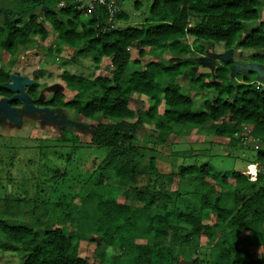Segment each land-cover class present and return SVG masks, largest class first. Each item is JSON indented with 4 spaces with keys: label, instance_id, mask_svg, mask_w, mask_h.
<instances>
[{
    "label": "trees",
    "instance_id": "1",
    "mask_svg": "<svg viewBox=\"0 0 264 264\" xmlns=\"http://www.w3.org/2000/svg\"><path fill=\"white\" fill-rule=\"evenodd\" d=\"M62 1L18 0L19 8L15 3L7 12L10 19L0 24V49L13 55L35 37L45 40L48 22L57 43L49 51L67 47L70 59L90 56L96 67L108 59L107 74L63 69L62 88L47 100L37 97L40 83L30 86L34 104L71 110L94 129L86 144L61 132L65 152L58 156L65 167L48 170L44 197L0 196V237L13 243L7 248L23 252L20 264H202L201 247L209 250L206 264H264V21L245 26L259 18L264 0H151L141 22L123 28L107 23L106 6L96 7L85 21L84 8L71 1L60 6ZM140 5L134 1L136 9ZM204 42L246 51L257 66L241 73L229 58L213 61L211 72L192 69L199 64L194 53L205 52ZM148 54L152 58L144 59ZM163 54L175 58L167 61ZM186 73L184 86L179 78ZM10 78L0 62V97H13ZM134 95L148 107L136 113L129 105ZM142 128L146 146L139 148ZM193 129L226 138L235 149L250 150L251 141L257 147L243 169L233 162L215 170L211 161L217 153L179 141ZM149 144L167 147L168 172L158 168L163 154ZM81 155L85 160L78 165ZM252 163L259 167L255 179L243 172ZM13 164V156L0 158V179L4 171L12 182ZM142 174L147 183L137 189L132 183ZM107 175L117 183L110 184ZM173 177L177 182L170 189ZM191 177L197 203L183 205L180 187ZM127 187L138 204L118 199ZM49 188L59 193L50 197ZM6 246L0 243L1 249Z\"/></svg>",
    "mask_w": 264,
    "mask_h": 264
},
{
    "label": "rangeland",
    "instance_id": "2",
    "mask_svg": "<svg viewBox=\"0 0 264 264\" xmlns=\"http://www.w3.org/2000/svg\"><path fill=\"white\" fill-rule=\"evenodd\" d=\"M115 1L118 4L117 9L113 15L107 14L106 21L109 22L111 19H114V23H112L113 26L123 28L138 25L142 18L145 17L151 0H138L141 5L137 9L134 6L135 0H110L109 3L112 4ZM15 3V8L18 9V0H0V24L10 19L8 18L9 13L7 12L14 7ZM84 3H87V0H84ZM79 7L80 6L77 8ZM100 8L103 7L98 6L96 9ZM110 10L111 8H109V11ZM120 13H124L126 18H118ZM87 18H89V14L86 11L82 19L86 21ZM259 20L264 21V6L259 8L258 19L245 22L246 28L250 29L255 26ZM44 24L48 31V36L45 40H39V38L35 37L33 44L20 46L13 55L7 54L0 49V62L6 69L10 70L11 78L8 86L15 91L12 98L0 97V158H3L6 162L9 156L14 157V164L10 169L12 182L8 183V180L4 176V171L1 172L0 196L4 193L8 194L9 192V195L25 198H32L34 195L38 198L44 197L41 195L45 192L42 188L44 184L42 180L48 177L50 173L48 170H60L65 167V162L58 156V153L65 152V148L59 146L61 132L68 131L77 135L80 144H86L91 141L92 138L94 129V124H92V122L75 116L73 112L68 109L38 106L32 102V96L28 93V90L34 81L40 83L41 86L37 91V97L38 99L47 100L51 97L54 90L62 88L63 81L60 79V73L63 69L86 76L93 73H102L106 75L107 72L104 69V65L108 63L109 60L104 59L102 64L96 67L92 64L90 56L76 57L75 60L70 59L72 50H69L67 47H65L61 53L49 51L48 47L55 49L57 45L56 36L51 30L50 24L48 22ZM204 45H207L206 42H204ZM131 54L133 58L137 57V49L131 48ZM247 54L246 51L240 53L239 49L229 50L219 44L212 46L207 45L204 53H194L193 59L198 60L199 64L192 69L211 72L214 69L213 61L222 62L230 58L234 61V66L237 67V70L243 73L248 68H255L257 66L256 63L249 59ZM149 58H152V56L148 54L144 59ZM174 58L175 57H171L170 55H162V59L167 61H173ZM8 59L10 61L13 60V62L10 64V62H7ZM179 79L182 85H188L187 73L183 74ZM194 93V91H191V94ZM70 95L71 93L67 91L65 99H68ZM141 98L140 96L137 97V95H134L129 103L130 107L133 108L136 113L148 107V102L145 99L141 100ZM11 99H16L19 103L16 105L11 104ZM207 131V129H193L189 134L179 138V141L181 140L184 143L182 145H185L187 148L189 147L188 143L192 142L193 145L197 147L210 148L211 154L217 153L219 157L214 156L211 161V166L215 170L227 168L233 162H237L236 164L239 162L238 168L243 169L245 167L243 164L245 160L254 153L253 148L255 145L253 141H249L251 138L248 139L246 137L247 141L250 142L248 145L250 150H246L245 147L235 149L227 145L226 138L212 136ZM143 133L144 129L142 128L139 131L141 139L137 142L139 148H144L146 146V143L143 141V138H145ZM170 140L172 139H167V143ZM149 145L151 148L163 154V157L157 158L158 168L163 172H168L170 170V161L166 157L169 154L167 147L165 145H156V147L152 144ZM260 146H263L262 143H259V147ZM203 149L204 155H208L206 148ZM83 160H85V157L81 155L76 158L75 163L79 165ZM87 164H89V161ZM247 166L243 172L247 170ZM251 172L254 173L253 169ZM107 178L110 184L117 183L111 175H107ZM173 178L171 186L169 187L170 189L176 186L177 178ZM193 179L192 177L185 179L180 187V190L185 196L184 198H179L182 199L181 202H183V205H195L197 203V200H195L196 196L194 197V195H192L193 189L195 186L197 187ZM146 183V174H142L139 175L132 184L133 186L135 185L137 189H140L144 187ZM119 186L120 189L125 188L122 185ZM5 187H7V192H5ZM37 188H39L40 191H38ZM126 189L128 193L123 194L121 192L120 194H122V196H119L118 199L120 201L124 199L128 203L138 204L132 196V188L127 187ZM58 193L59 191L51 192L50 190L47 195L54 197ZM75 201L78 202L79 198L76 197ZM56 225L62 227L64 230L69 228L67 225ZM0 243L7 245L6 248H0V264H20L23 258V252L19 249L7 248L8 245H12L13 243L3 237H0ZM84 249L85 241H81L79 244L81 255L84 253ZM255 250L258 252L259 247L256 246ZM208 252L209 250H207L206 247H201L199 249L202 264H206L205 260L209 259ZM257 252L256 254H258ZM111 253V250L108 251L107 257ZM183 263L187 264L185 262Z\"/></svg>",
    "mask_w": 264,
    "mask_h": 264
},
{
    "label": "built area",
    "instance_id": "3",
    "mask_svg": "<svg viewBox=\"0 0 264 264\" xmlns=\"http://www.w3.org/2000/svg\"><path fill=\"white\" fill-rule=\"evenodd\" d=\"M65 1H71L75 4H77L80 7H83L85 9V12L87 11L88 13H90L91 11H93L96 7L98 6H106L108 9V15H113L117 9V2L115 1L114 3L110 4L109 1L110 0H87V3H84V0H63L60 3V6L64 5ZM93 2V3H91ZM82 4V6H81ZM110 6V7H109ZM109 8H111V10L109 11ZM110 24V26H113L112 23H114V19H111L109 22H107ZM261 84L264 86V81L261 82ZM255 147H257V145L255 144ZM253 169L254 173L251 172V170ZM259 171V167L257 166L256 163H252L249 164L247 166V170L244 171V173L246 175H248L250 178L254 179L256 178V174ZM248 172V173H247Z\"/></svg>",
    "mask_w": 264,
    "mask_h": 264
}]
</instances>
